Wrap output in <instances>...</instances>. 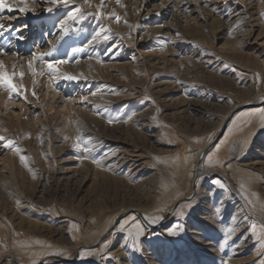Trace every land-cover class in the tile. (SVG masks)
Segmentation results:
<instances>
[{"label":"rangeland","instance_id":"rangeland-1","mask_svg":"<svg viewBox=\"0 0 264 264\" xmlns=\"http://www.w3.org/2000/svg\"><path fill=\"white\" fill-rule=\"evenodd\" d=\"M38 2L28 0L29 7ZM181 2L103 0L101 7L102 0L88 5L73 0L68 6L43 0L35 13H0V23L14 30L4 35L22 50L28 42L48 52L46 41H53L72 7L103 11L102 22L86 15L68 37L54 40L56 51L46 60L71 55L70 47L81 46L101 27L111 29L106 43L76 54L80 63L67 65L73 71L62 69L87 77L79 82L33 77L21 62L28 52H15L13 63L12 54L0 55L9 71L16 65L17 72H25L15 82L27 89L25 100L0 88V135L21 149L17 153L0 143V264H14L4 262L8 259L17 264H258L264 259L257 238L264 226V127L256 120L241 126L249 109L264 107L259 99L264 96V0H194L190 5L199 3L201 10L187 6L192 16L187 25L186 17L178 21ZM113 12L120 22L108 18ZM16 29L23 41L15 38ZM109 48L113 52L107 53ZM82 64L88 71L80 69ZM86 95L90 105L108 111L97 114L81 104ZM109 118L116 122L108 123ZM79 134L91 138L92 155L107 167L81 159L82 152L72 148ZM242 186L250 204L240 194ZM192 190L190 203L184 199L166 219L171 204ZM134 210L144 217L164 216L150 226L156 228H146L136 247L128 235L134 221L128 220L125 230L118 226ZM126 211L132 212L116 223ZM228 227L235 230L224 243ZM171 228L178 234L169 235ZM83 250L91 251L81 258Z\"/></svg>","mask_w":264,"mask_h":264},{"label":"snow or ice","instance_id":"snow-or-ice-1","mask_svg":"<svg viewBox=\"0 0 264 264\" xmlns=\"http://www.w3.org/2000/svg\"><path fill=\"white\" fill-rule=\"evenodd\" d=\"M50 4L53 6L62 4L64 6H68L69 4L73 3V0H48ZM119 3L120 0H117ZM85 5H88L90 3V0H84ZM22 5V6H21ZM187 0H185V8L184 10L189 11L190 9L187 8ZM84 5L80 6H74L72 7L67 13L66 17L62 19L58 24V33L56 36L57 41L64 40L66 37L69 36L71 32H74L75 24L78 22V20L83 19L86 15L93 16L98 21H103L105 19L103 11L97 12V13H84L82 11ZM103 0L102 5L103 7ZM7 9L9 12L18 11L21 14H28L29 12L35 13V9L30 8L28 4V0H18V3H9V0H0V13H3L4 10ZM46 12L51 13L53 11L52 7H48L45 9ZM214 12H218V9L215 7L212 9ZM159 15V13H157ZM262 16H264V12L261 13ZM109 19H114L117 22L121 21V17L115 12H113L109 17ZM124 23H127L125 20ZM243 23V20H241L236 27L238 28ZM159 27H163V24L158 25ZM131 28L132 26L129 25ZM7 30L9 32L14 31L11 27L5 28V25L0 23V36L4 35V31ZM16 39L23 41L25 37L20 34L19 29H16ZM231 31H229V35L231 34ZM111 32L110 28L101 27L99 30L95 31L86 41L83 42V44L79 47H70V53H65V56L63 58H53V59H45V57L52 56V53L56 51L57 44L53 43L52 40L46 41L47 44L51 45V48L48 52H36L33 51L30 55V59L27 61V69L29 70L30 74L33 77L36 76H43L47 74L49 76L50 82L55 83L58 80H66V81H74L79 82L82 78L84 80H87V77H84L81 73L80 75H73L68 72L62 71V66L68 65L70 63H76L79 64L80 60L76 58L77 53H84L89 52V50H94L95 46L100 43H106L110 36L108 33ZM131 35V34H130ZM177 37H179V33H176ZM167 43V42H165ZM113 52V49L109 48L107 50V53ZM106 53V54H107ZM19 55V53H9V51L6 50L5 46H0V55ZM88 59H93V56L89 54L87 57ZM97 63H104L103 60H101L99 57H96ZM40 62L41 67L39 70H37L36 63ZM230 66L225 63L224 68H229ZM232 71H237L235 68H232ZM243 73H240V76H243ZM25 76L24 71L17 72L16 65L12 66V70L9 71L8 66L4 63L3 60H0V88L5 89L9 94L10 98L13 97V94H15V97L17 98H23L27 100V89L24 88L22 83H16L15 81L17 79L23 80ZM35 83V80L33 81ZM182 83V82H181ZM97 92H92V96H96ZM31 95L33 97H36V92L33 90ZM66 99H72L71 97H66ZM150 99V98H149ZM261 102H264V96L259 97ZM81 104H85L86 106L90 105L88 96H83L80 99ZM92 108H95L97 110V114H100V111L107 112L108 109L104 107L103 105L96 104V105H90ZM129 120L131 117L128 118ZM254 120L258 121L261 127H264V107H261L255 111H249L244 114V118L241 122V126H248L250 125ZM113 119L109 118L108 123H114ZM127 122V121H126ZM231 131V129H229ZM67 139V137L65 138ZM0 143H2V146L5 149L13 150L17 153L21 152V149L16 146L15 141L11 138H7L3 135H0ZM92 140L91 138L83 137L82 134L77 135L75 142L72 144V148L77 151L82 152L81 159L82 160H91L92 163L96 164L98 167H107L102 164V158L94 157L92 155V152L94 151V147L92 146ZM103 158H107V154L104 155ZM155 159L159 160V157H156ZM208 161L211 162L212 157L208 156ZM21 162H26V156L20 155ZM215 184H217L220 188H225V184H223L219 179H216L213 181ZM241 194L244 196L245 200L248 201L250 204L251 201L248 200L247 194L243 191L242 186V192ZM186 204L190 203L189 201L185 202ZM178 208L181 207V205L177 206ZM162 211V210H161ZM176 209H173V212H175ZM131 219L134 221L133 228L128 229V235L129 237L133 238V247H136V241L138 238L142 235H144L145 230L147 227L156 225L164 220L163 215H155V216H145L144 220L147 222L146 224L141 222H136V217L132 216ZM127 221L124 223H120L118 226L121 230H125ZM179 227V225H177ZM134 229V231H133ZM233 227H228L226 229V239L224 243H227V238L231 236V234L234 232ZM252 231L255 234L256 228L255 226L252 227ZM178 234L175 228L169 229V235H176ZM261 241V247H264V226L261 227L260 235L257 237ZM74 239V237H73ZM37 243H41L40 241H37ZM106 247L107 245L104 244ZM223 247V245H221ZM50 247V246H49ZM91 251V250H83L81 258H84V253ZM258 264H264V259H261Z\"/></svg>","mask_w":264,"mask_h":264},{"label":"bare ground","instance_id":"bare-ground-1","mask_svg":"<svg viewBox=\"0 0 264 264\" xmlns=\"http://www.w3.org/2000/svg\"><path fill=\"white\" fill-rule=\"evenodd\" d=\"M11 1V0H10ZM40 2H42L43 0H39ZM194 0H187V5L186 6H189V7H191L192 6V8H194V9H199V10H201V7H200V5H199V3H197V5L194 7L192 4L190 5V3L191 2H193ZM197 1V0H196ZM12 2V1H11ZM15 2H18V0H16ZM34 2V1H33ZM32 2V3H33ZM40 2H38L39 4H37V5H33V7L36 9L37 7H39L40 6ZM179 5L177 6V13H178V15H179V22H180V20H181V18L182 17H186V19L188 20V21H186L185 22V25H187V22H190V18L192 17L191 16V14L188 12L187 13V11L186 10H184V8H185V0H182V2L181 3H178ZM38 9V8H37ZM41 9V8H40ZM191 12H193V10L191 11ZM1 15V14H0ZM6 15V14H5ZM19 15V14H18ZM23 16V15H22ZM21 16V17H22ZM2 17V16H1ZM15 17V16H14ZM8 18V17H7ZM4 19H6V17L4 18ZM12 19H13V17H12ZM20 18H16L15 20H19ZM7 20V19H6ZM9 21H10V18L8 19ZM25 20V19H24ZM1 21V20H0ZM6 22V21H5ZM16 22V21H15ZM7 23V22H6ZM5 23V24H6ZM10 24V23H9ZM15 24V23H14ZM17 24V23H16ZM190 24V23H189ZM10 26V25H9ZM12 26V25H11ZM264 30V29H263ZM247 32V31H246ZM9 33V32H8ZM57 33H58V29L57 28H55V30H54V39H53V41L54 40H56V36H57ZM263 34V32H262V30H261V33H260V36ZM26 35H27V32H26ZM264 36V35H263ZM3 37H5V39L2 41V45L3 46H5L6 47V50H8V51H10V52H28V54L27 53H24V59L21 61L22 62V66L23 67H25L26 68V65H27V61H28V59H30V55L31 54H29V53H31V52H33V51H36V52H47L46 50L45 51H42L41 50V47L39 46V47H37L36 49L35 48H33V46L31 45V44H29L28 42H26L25 44V48H23V50H22V48L20 47V44H19V42H16V41H14L13 39H12V37H11V35H4ZM25 37V36H24ZM28 37V36H27ZM0 38H1V36H0ZM262 38V37H261ZM50 39V38H49ZM52 39V38H51ZM47 40V39H46ZM38 42V41H37ZM56 43V42H55ZM44 44H45V42H44ZM1 45V44H0ZM1 45V46H2ZM21 45H22V43H21ZM39 45H40V42H39ZM35 46V45H34ZM46 46H47V44H46ZM51 47V46H50ZM45 48H47V47H45ZM42 49H44V47H42ZM9 52V53H10ZM6 56V55H5ZM12 57V58H11ZM9 56V62L10 63H13V62H15L16 60L13 58V55L12 56ZM52 58V57H51ZM69 66V65H68ZM67 65L66 66H64V67H62V69H64L65 68V70H67L68 72L69 71H73V69H72V67H68ZM39 67V66H38ZM81 67V68H80ZM80 69L81 70H83V71H88V68L85 66V65H80ZM37 70H39V69H37ZM79 70V69H78ZM47 76V75H46ZM44 78V77H43ZM259 96V95H258ZM256 97V96H255ZM259 102V99L258 98H256V100H254V103H258ZM250 105V104H249ZM259 105V104H258ZM242 107H240V108H237V109H233V111L234 110H236L235 112H238L240 109H241ZM255 110H257V109H249L247 112H249V111H255ZM233 111L228 115V117H226L225 119H224V123H225V125H226V122L229 120L228 118L230 117V116H232V114H234L233 113ZM223 126L224 125H222V128H223ZM204 150H206V147H203L201 150H200V154L199 155H202V153L204 152ZM208 151V150H207ZM206 151V152H207ZM205 155V154H204ZM198 157V156H197ZM195 161V160H194ZM201 164V163H200ZM198 169V168H197ZM196 176H197V174H196ZM185 177V176H184ZM193 178H195V177H193ZM192 178V179H193ZM191 182V181H190ZM198 185V184H197ZM194 194H195V190H192V191H190V193H189V195L187 196V197H185V198H182V199H180L179 201H177V202H175L173 205L171 204V211L167 214V216H166V219H168L170 216H171V214L172 213H174L173 212V209H177V206L179 205V203L180 202H182L184 199H186V200H188L189 201V199L191 200L192 199V197L194 196ZM241 194V193H240ZM156 207V206H155ZM160 211V210H159ZM132 212V211H131ZM130 211H126V212H123V213H121V214H119L117 217H116V223L117 222H119V220L121 219V218H125V216L126 215H128L129 213H131ZM134 213H136L135 215H133V216H135L136 217V219L138 220V222H142V223H144V224H146V221L144 220V216L142 215V213L140 212V211H137V210H134L133 211ZM131 219V217H126L123 221H128V220H130ZM113 221V220H112ZM169 221V220H168ZM149 228H151V229H154V228H156V227H154V228H152V227H149ZM113 229V228H112ZM109 233V232H108ZM111 233V232H110ZM150 233V232H149ZM212 243H210L208 246L210 247H212ZM80 248H83L82 247V245L80 244V245H77V249H80ZM211 250H209L210 252H212V253H215L214 252V250H212L213 248H210ZM208 252V251H207ZM58 260V259H57ZM4 262H11V263H14V264H17V263H15V262H12L11 260H5ZM43 262V261H42ZM237 264V263H236Z\"/></svg>","mask_w":264,"mask_h":264}]
</instances>
